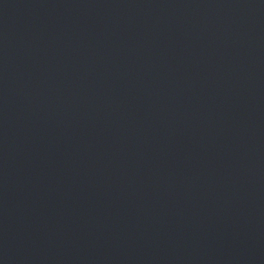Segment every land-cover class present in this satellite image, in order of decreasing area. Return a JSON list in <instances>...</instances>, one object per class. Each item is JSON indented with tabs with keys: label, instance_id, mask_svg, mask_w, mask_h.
Returning <instances> with one entry per match:
<instances>
[{
	"label": "water",
	"instance_id": "1",
	"mask_svg": "<svg viewBox=\"0 0 264 264\" xmlns=\"http://www.w3.org/2000/svg\"><path fill=\"white\" fill-rule=\"evenodd\" d=\"M0 264H264V0H0Z\"/></svg>",
	"mask_w": 264,
	"mask_h": 264
}]
</instances>
